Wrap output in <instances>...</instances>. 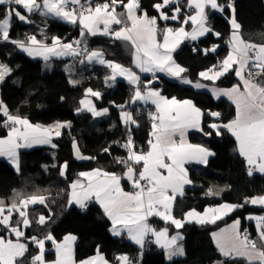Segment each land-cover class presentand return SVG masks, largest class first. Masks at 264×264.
<instances>
[{
  "label": "snow or ice",
  "instance_id": "obj_1",
  "mask_svg": "<svg viewBox=\"0 0 264 264\" xmlns=\"http://www.w3.org/2000/svg\"><path fill=\"white\" fill-rule=\"evenodd\" d=\"M0 6H4L0 7V40L10 42L28 56L41 57L46 62L51 57H82L79 60L81 64H99L110 70V75L105 76V83L109 87L115 86L117 77H123L134 86L130 101L115 105L120 110V122L126 132L123 143L115 142L126 150V156L115 157V163L122 166L124 171L116 173L96 168L80 172V179L74 180L69 186V206L75 204L85 208L86 202L94 200L111 221L110 232L114 236L126 231L128 238L142 249L146 237L151 234L155 237V244L166 250L169 260L174 256L185 255L184 247L179 243L183 236L179 232L169 236L167 227L160 230L153 228L148 223L149 217H159L178 230L185 223L193 221L201 225L215 224L247 204L264 208V195H261L245 197L241 204L225 202L205 207L202 212L191 209L180 219L173 215L174 204L179 196L184 195L185 185L193 183L185 165L193 162L207 165L209 157L215 155L202 145L188 142L187 133L190 129L205 136L230 133L237 142L239 155L246 162L247 174H264V44L251 43L242 38L241 24L236 19L232 0H185L183 4L181 0H159L151 5L157 13L151 16L142 6L141 0H103L102 3H94L93 0H0ZM185 6L193 9L194 14L184 13ZM226 9L232 13L229 18L231 50L218 65L198 74L202 80L213 84L230 73L239 78L240 83L230 88H211L215 98L227 97L235 106L234 118L224 122L219 111L205 112L191 99L168 98L153 85L159 78L157 73H164L197 89L208 86L200 80L193 82L184 76L188 70L176 62L173 53L184 40L197 41L209 34L219 37L221 34L209 25L210 13L223 14ZM30 14L51 16L78 26L80 39L64 42L60 37L53 36L49 43L43 30V39H38L36 35L26 40L11 39V21L15 18L31 23ZM161 21H176L180 26L173 28L165 23L161 27ZM185 25H190L191 31H187ZM98 35L129 43L134 49L133 64L141 73H150L152 78L142 83L141 77L131 68L106 59L102 49H89L87 37ZM158 36H162V41L158 40ZM218 47L213 45L203 52L207 55L216 52ZM193 51L199 49L194 48ZM10 72L7 65L0 63V83ZM69 82L73 85L79 83L74 79ZM100 99V91L87 88L76 111H87L93 117L107 116L110 109H98L94 102ZM137 102L155 106L154 111L148 112L151 131L147 151L138 147L134 140V128H139L140 124L133 111L139 112V109L126 110V107L130 108ZM0 127L7 129V135L0 137V157H7L19 172V149L35 145L57 148L54 138L61 137L64 130L70 129L71 121H57L49 126L33 124L26 117L11 114L8 106L0 100ZM73 149L79 160L95 159L82 155L75 139ZM103 151L109 153L110 150L105 148ZM68 168L67 161L59 166L61 177H66ZM122 180L127 181L133 191H125ZM220 192L209 188L206 194L220 195ZM16 195L17 200L11 204L0 199V264H77L73 250L77 239L75 235L67 234L58 241L51 231L43 237L26 234L25 229L31 228L34 223L47 226L53 219L50 209L47 216L39 214L35 221L30 218L29 206L42 205L48 208V197L35 194L24 196L22 193ZM244 219L255 222V237L248 229L242 230L239 217L228 227L212 233L218 251L226 258L219 264H240V261L244 264H264V215H248ZM46 242H51L54 248L56 258L53 261L45 258ZM31 246L36 248L35 254H31ZM116 259L119 264H133L127 255ZM79 264H109V261L97 249L95 256Z\"/></svg>",
  "mask_w": 264,
  "mask_h": 264
},
{
  "label": "trees",
  "instance_id": "obj_2",
  "mask_svg": "<svg viewBox=\"0 0 264 264\" xmlns=\"http://www.w3.org/2000/svg\"><path fill=\"white\" fill-rule=\"evenodd\" d=\"M102 2L103 0L95 1V3ZM157 2L159 0H141L142 6L147 9L150 16L157 15L151 7ZM184 2L185 0H181L182 4ZM232 3L244 39L254 43H264V0H232ZM183 11L190 13V9L186 6ZM230 15L231 10L227 9L223 14L210 13L209 23L214 31L221 35L217 37L209 34L195 42L186 41L174 53L175 59L188 70L186 73L191 79H197L200 71L216 65L227 56L232 33ZM30 20L32 21L30 24L21 25L14 18L10 37L25 38L27 33H34L41 38V30L50 38L58 36L71 40L79 36L80 30L77 26L73 27L51 16L31 14ZM165 23L173 28L179 25L176 21H161L160 26L164 27ZM87 43L90 48L103 47L108 60L132 66L133 48L129 43L91 36L87 37ZM213 45H219L216 52L205 55L203 50ZM194 48H198L199 51H193ZM0 61L11 69L10 74L0 85L1 98L11 114L25 116L32 122L41 124L71 121V128L64 130L63 135L56 140L57 148L39 146L21 150L19 172L7 160L0 158V198L6 199V202L11 204L17 200L16 193H22L24 196L35 194L48 197V208L42 205L29 206L30 218L35 221L39 214L47 216L50 209L53 219L47 226L34 223L31 228L26 229V234L43 237L51 231L57 240L67 233L76 234L77 260L87 258L97 253L99 249L111 264H119L116 258L121 252L127 253L132 258L133 264H136V261L140 264H212L220 260L226 261L212 239V231L238 217L242 219L244 228L249 225L244 219L249 213L263 211L247 204L215 224L185 223L181 228L184 233L185 257L169 260L163 249L151 244L144 250L139 261L140 249L128 239L112 235L110 221L97 203H91L86 209L68 205L69 184L81 171L103 168L120 173L124 169L115 163V157L126 156V150L115 143L116 141L123 143L126 136L125 127L119 118L120 110L115 105L124 104L131 98L132 86L125 80L119 79L114 87H108L105 76L109 75V70L103 66L91 68L82 66L78 73L79 83L73 85L69 82L70 78L63 66L59 65L50 72H44L42 60L31 58L9 42H0ZM235 82H238L236 76L230 73L221 77L217 83L221 86H231ZM154 86L160 87L167 96L193 99L205 112L219 110L222 114L221 120L224 122L235 116V106L232 102L225 98L216 100L210 92L196 90L165 76H160ZM87 88L102 91V99L96 100V103L98 107L110 109L107 118L98 119L87 111H76ZM139 104L131 105L129 110L137 109ZM148 106L154 111L152 106ZM133 115L140 124L139 128H134V140L138 147L145 150L148 147L151 120L146 113L133 111ZM211 119L213 118H208ZM6 134L7 129L0 127V137ZM73 139L83 155L95 159H77L74 154ZM191 139L207 145L215 155L209 158L207 165L188 166L189 177L193 183L186 187L183 196L177 198L174 206L176 216L183 217L189 209L201 211L208 205L222 202L241 204L245 197L264 194V174L253 173L252 176L247 174L246 162L239 155L237 142L230 133L222 136H205L201 132H192ZM105 148H109V153L103 151ZM65 161L68 162L69 168L66 177H61L59 166ZM53 164L56 167H52ZM209 188L214 192H220L221 189L224 191L220 192V195L210 196L206 194ZM248 227L254 230L252 225ZM46 247L45 258L51 259L55 254L51 242H46ZM36 251L35 246H31V254H35ZM240 264L244 262L240 261Z\"/></svg>",
  "mask_w": 264,
  "mask_h": 264
},
{
  "label": "crops",
  "instance_id": "obj_3",
  "mask_svg": "<svg viewBox=\"0 0 264 264\" xmlns=\"http://www.w3.org/2000/svg\"><path fill=\"white\" fill-rule=\"evenodd\" d=\"M95 1L96 0H93V2L95 3ZM190 9V13L191 14H194V10L193 9H191V8H189ZM118 11H121V9H118ZM231 15H232V13H231ZM231 15H230V17H231ZM12 24H13V20L11 21V26H12ZM209 25H210V23H209ZM180 25H178V26H176L175 28H177V27H179ZM211 26V25H210ZM73 27H76V26H74L73 25ZM78 27V26H77ZM79 28V27H78ZM185 28H186V30L187 31H191V26H188V25H185ZM80 30V29H79ZM240 34H241V36H242V33H241V31H240ZM31 35H35L34 33H27L26 34V37L25 38H12V37H10L11 39H16V40H26V38L27 37H29V36H31ZM37 36V35H36ZM90 37V36H89ZM92 37V36H91ZM95 37H105V38H110V37H106V36H100V35H98V36H95ZM37 38L38 39H41L40 37H38L37 36ZM201 38V37H200ZM242 38L244 39V37L242 36ZM62 39V41H64V42H70L71 40H74V39H80V36H78V37H76V38H73V39H71V40H66V39H64V38H61ZM230 39H231V37H230ZM158 40H161L162 41V36H158ZM246 40V39H245ZM186 41H190V42H195V41H191V40H184L181 44H180V46L176 49V51L181 47V45L182 44H184ZM230 41V40H229ZM246 41H248V40H246ZM248 42H251V41H248ZM10 43V42H9ZM50 43V42H49ZM251 43H254V42H251ZM12 44V43H11ZM88 44V43H87ZM255 44H264V43H255ZM89 46V45H88ZM89 48H90V46H89ZM17 49L18 50H20L18 47H17ZM91 50H96V49H102L103 50V52L105 53V51H104V49H103V47H94V48H90ZM231 49H230V46H229V51H230ZM20 51H22V50H20ZM23 52V51H22ZM133 52H134V49H133ZM25 53V52H24ZM175 53V52H174ZM174 53H173V58L175 59V57H174ZM229 53V52H228ZM27 54V53H26ZM228 55V54H227ZM31 58H33V59H40V60H42V62H44L45 64H51V66H53L54 65V68L55 67H57V66H59V65H61V66H63V69L67 72V74H68V76H69V78H70V80H78L79 81V79H78V73H79V71H80V68L83 66V67H85V68H91V67H95V66H101V65H99V64H96V65H87V64H81V63H79V61H71L70 59H69V56H63V57H51L50 59H49V61H44L41 57H31ZM105 58H106V53H105ZM106 59H108V58H106ZM176 60V59H175ZM1 63H3L2 61H0ZM116 62V61H115ZM176 62H177V60H176ZM118 63H120V62H118ZM178 63V62H177ZM3 64H5V63H3ZM121 64V63H120ZM179 64V63H178ZM6 65V64H5ZM181 65V64H180ZM123 66H125V65H123ZM182 66V65H181ZM125 67H128V68H131L133 71H135L140 77H141V82L143 83V82H145L146 80H148V79H151L152 77H151V74L150 73H141L140 71H139V69L138 68H136L135 67V65L133 64V54H132V66H125ZM182 67H184V66H182ZM185 68V67H184ZM109 70V69H108ZM205 70H207V69H205ZM205 70H202V71H205ZM201 72V71H200ZM109 75H110V70H109ZM184 76H186L187 78H189V79H191L188 75H187V73L185 72L184 74H183ZM157 76L158 77H160V76H165V77H167V78H170V79H172V80H176V81H178L179 83H181L179 80H177V79H175V78H172V77H169V76H167V75H165L164 73H157ZM145 77H147V78H145ZM237 78V80H238V82H235L233 85H235V84H237V83H240V81H239V78L238 77H236ZM119 79H122V80H125L127 83H128V81L126 80V79H124L123 77H117V81L119 80ZM191 80H193V82H195V81H197V80H200V82L201 83H204V84H206V85H208L206 88H202V89H197V88H194L192 85H189V84H183V83H181V84H183V85H186V86H190V87H192V88H194V89H196V90H200V91H207V92H210L211 94H212V92H211V88L212 87H219V88H230V87H232L233 85H231V86H221V85H219L217 82H218V80L215 82V84H213L212 82H209V81H204V80H202L200 77H198L197 79H191ZM159 81V78L154 82V84L156 83V82H158ZM129 84V83H128ZM0 85H1V83H0ZM132 86V85H131ZM154 86V85H153ZM109 87V86H108ZM114 87V86H113ZM154 87H156V88H158V89H160L161 90V88L160 87H158V86H154ZM133 88H134V86H132V95H133ZM93 90H96V91H100L101 93H102V91L101 90H99V89H93ZM161 92H162V90H161ZM162 94L164 95V96H167L166 94H164L163 92H162ZM168 98H172V97H170V96H167ZM214 97V96H213ZM84 98V97H83ZM82 98V99H83ZM215 98V97H214ZM220 98H225V99H227L228 100V98L227 97H220ZM219 98V99H220ZM177 99H179V98H177ZM184 99H191V98H184ZM216 100H218L217 98H215ZM0 100H2V98H1V94H0ZM180 100H182V99H180ZM195 104H196V102L193 100V99H191ZM3 101V100H2ZM228 101H230V100H228ZM94 102L96 103V100H94ZM231 102V101H230ZM137 103H141V102H137ZM5 104V103H4ZM6 105V104H5ZM96 105H97V103H96ZM148 105H150V106H152L154 109H155V106L154 105H152V104H148ZM197 105V104H196ZM198 106V105H197ZM98 107V106H97ZM199 107V106H198ZM102 108H105V107H98V109H102ZM127 110H129V109H127ZM219 111V110H218ZM220 112V111H219ZM221 113V112H220ZM109 115V114H108ZM107 115V116H108ZM107 116H104V117H96V118H98V119H105V118H107ZM22 117H25V116H22ZM26 118H28V117H26ZM234 118V117H233ZM231 120V119H230ZM31 123H33V124H40V125H42V126H49V125H52L53 123H55V122H57V121H54V122H51V123H48V124H41V123H34V122H32L31 120H29ZM229 121V120H228ZM61 122V121H60ZM64 122V121H63ZM192 132H198V131H196V130H192V129H190L189 131H188V133H187V140H188V142L189 143H191V144H193V145H202V146H204V147H206V148H208L210 151H212L207 145H205V144H203V143H200V142H195V141H192V139H191V134H192ZM7 135V134H6ZM5 135V136H6ZM5 136H3V137H5ZM58 138H54V140H53V142L54 143H56V140H57ZM177 139H178V137H177ZM77 143V142H76ZM39 146H49V147H51L50 145H35V146H33V147H31V148H34V147H39ZM31 148H22V149H19V157H20V151L21 150H24V149H31ZM80 149V148H79ZM147 149H148V147L144 150V151H147ZM237 151H238V145H237ZM80 152H81V154H82V151L80 150ZM213 152V151H212ZM75 154V153H74ZM83 155V154H82ZM85 156V155H84ZM0 158H3V159H5V160H7L11 165H12V163L9 161V159L7 158V157H0ZM210 158V157H209ZM209 160V159H208ZM195 164H197V163H188V164H186L185 165V168L188 170V176H189V169H188V166H192V165H195ZM13 166V165H12ZM247 166V165H246ZM14 167V166H13ZM15 168V167H14ZM93 169H96V168H92V169H88V170H83V171H81V172H85V171H91V170H93ZM124 171V169L122 170V172ZM122 172H120V173H122ZM254 173H259V172H254ZM260 174H262V173H260ZM190 178V177H189ZM76 179H80V177L78 176V177H76L74 180H76ZM73 180V181H74ZM73 181H71L70 182V184L73 182ZM122 187L124 188V190L125 191H133V189H132V187H131V185L127 182V181H123L122 180ZM70 184H69V186H70ZM189 185H185V188H184V191H185V189H186V187H188ZM69 192H70V187H69ZM69 192H68V195H69ZM261 195H264V194H261ZM261 195H256V196H261ZM252 197H255V196H252ZM0 199H3L5 202H6V199H4V198H0ZM7 203V202H6ZM91 203H96L94 200H92V201H88V202H86V204H87V206L85 207V208H82V209H86ZM222 203H225V202H222ZM222 203H219V204H222ZM227 203H232V202H227ZM8 204V203H7ZM98 204V203H97ZM219 204H214V205H208V206H206V207H209V206H216V205H219ZM232 204H238V203H232ZM73 205H75V204H73ZM99 205V204H98ZM250 205H252V204H250ZM75 206H77V207H79L78 205H75ZM100 206V205H99ZM174 206H175V204H174ZM252 206H254V207H258V208H260V209H263V211H260V212H252V213H249L248 215H264V208H261V206H259V205H252ZM80 208V207H79ZM189 210H191V209H189ZM188 210V211H189ZM197 210V209H196ZM187 211V212H188ZM197 211H199V210H197ZM203 210H201L200 212H202ZM232 214V213H231ZM231 214H229V215H231ZM173 215L177 218V219H180V218H183V217H178V216H176L175 214H174V207H173ZM185 215V214H184ZM228 215V216H229ZM247 215V216H248ZM228 216H225L223 219H225L226 217H228ZM222 219V220H223ZM235 219H237V218H234V219H232V220H230V221H227V222H225V223H223L222 225H220V226H218V227H216L213 231H212V233H214V232H219L221 229H224V228H226V227H228L229 225H231L232 223H233V221L235 220ZM241 219V218H240ZM110 221V220H109ZM161 221H163V220H161L159 217H149L148 218V223L153 227V228H155V229H157V230H160V229H162V228H165V227H167L168 229H169V236H172V235H176L177 234V232H179L182 236H183V239H184V233L181 231V229H176L173 225H171V224H167V223H165L164 221V223H162ZM220 221V220H219ZM241 221H242V219H241ZM194 222V221H193ZM218 222V221H217ZM247 222L249 223V225L248 226H250V225H252L253 226V229H254V232H256V229H255V222L254 221H249V220H247ZM194 223H196V222H194ZM205 225V224H204ZM243 225V224H242ZM112 227V225H111V221H110V228ZM242 229H243V227H242ZM25 231H26V229H25ZM67 234H72V235H75L76 237H77V235L76 234H73V233H67ZM67 234H65V235H67ZM64 235V236H65ZM113 235V234H112ZM63 236V237H64ZM114 236V235H113ZM149 236H151V238H152V242H151V244H154V245H156L157 247H159L157 244H155V237L154 236H152L151 234H149ZM148 236V237H149ZM115 237H119V238H125V239H128L132 244H134L136 247H138L139 249H140V257H139V261L141 260V257L143 256V253H144V247L141 249V247L139 246V245H137V244H135L133 241H131L129 238H128V236H127V233H126V231L122 234V235H120V236H115ZM148 237H146V241H147V239H148ZM11 238H13L14 239V237H11ZM63 238H61L60 240H62ZM212 239H213V237H212ZM60 240H58V241H60ZM77 241H78V237H77V239H76V241H75V243H74V245H73V250H74V258H75V260H76V262H77V264H79V262L80 261H82V260H85V259H87V258H90V257H93V256H95L96 255V253L95 254H93V255H91V256H89V257H87V258H85V259H82V260H77L76 259V256H75V247H76V243H77ZM146 241H145V244H146ZM213 241H214V239H213ZM179 243L180 244H182L183 245V247H184V250H185V245H184V242H183V240H181V241H179ZM214 243H215V241H214ZM145 244H144V246H145ZM215 245H216V243H215ZM45 247H46V245H45ZM160 248V247H159ZM160 249H162V248H160ZM46 250H47V247H46ZM164 251H165V254H166V256H167V253H166V250L165 249H163ZM186 253V252H185ZM100 254L101 255H103L105 258H106V256L104 255V253H102V252H100ZM222 256V255H221ZM183 257H185V255H183V256H174L172 259H174V258H183ZM55 254H54V256L51 258V259H47L46 258V260L47 261H53V260H55ZM222 258L224 259L225 257H223L222 256ZM107 259V258H106ZM171 259V260H172ZM108 260V259H107ZM109 261V260H108ZM220 261H222V260H220ZM220 261H216V262H214V263H212V264H219V262ZM109 264H111V262L109 261ZM136 264H140V262H137L136 261Z\"/></svg>",
  "mask_w": 264,
  "mask_h": 264
},
{
  "label": "built area",
  "instance_id": "obj_4",
  "mask_svg": "<svg viewBox=\"0 0 264 264\" xmlns=\"http://www.w3.org/2000/svg\"><path fill=\"white\" fill-rule=\"evenodd\" d=\"M44 34H45V33H44ZM45 35L49 38L48 42H50V37H49L47 34H45ZM41 39H43V36L41 37ZM0 42H2V40H0ZM88 47H89V46H88ZM89 49H90V48H89ZM81 58H82V57L73 58V57L69 56V59H70L71 61H79ZM219 63H220V62H218L216 65H218ZM128 101H130V99H129ZM128 109H129V108H128ZM137 109H139V113H146L147 115H148V112H149V111H153V110L148 106V104H147V105H144L142 102L137 106ZM245 228L248 229V231L252 234L253 237L256 236V232H254V230L250 229L248 226H245L243 229H245ZM243 229H242V230H243ZM151 242H152V238H151V236H149L148 239H147V241H146V244H145V246H144V249L147 248L149 245H151ZM121 255H127V256L132 260V258H131L127 253H123V252L118 253L117 257H118V256H121Z\"/></svg>",
  "mask_w": 264,
  "mask_h": 264
},
{
  "label": "rangeland",
  "instance_id": "obj_5",
  "mask_svg": "<svg viewBox=\"0 0 264 264\" xmlns=\"http://www.w3.org/2000/svg\"><path fill=\"white\" fill-rule=\"evenodd\" d=\"M1 63V62H0ZM7 65V64H6ZM8 66V65H7ZM9 67V66H8ZM10 68V67H9ZM43 69H44V72H50V71H52L53 69H54V65L53 66H51V64H45L44 62H43ZM61 122H63V121H61ZM44 125V124H43Z\"/></svg>",
  "mask_w": 264,
  "mask_h": 264
},
{
  "label": "water",
  "instance_id": "obj_6",
  "mask_svg": "<svg viewBox=\"0 0 264 264\" xmlns=\"http://www.w3.org/2000/svg\"><path fill=\"white\" fill-rule=\"evenodd\" d=\"M23 11V10H22ZM31 15V14H30ZM18 20V19H17ZM18 22L21 24V25H28V24H30V23H24V22H21V21H19L18 20Z\"/></svg>",
  "mask_w": 264,
  "mask_h": 264
},
{
  "label": "clouds",
  "instance_id": "obj_7",
  "mask_svg": "<svg viewBox=\"0 0 264 264\" xmlns=\"http://www.w3.org/2000/svg\"><path fill=\"white\" fill-rule=\"evenodd\" d=\"M2 42H4V41H2ZM146 249V248H145Z\"/></svg>",
  "mask_w": 264,
  "mask_h": 264
}]
</instances>
